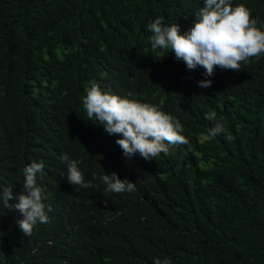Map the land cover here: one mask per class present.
<instances>
[{
	"label": "trees",
	"instance_id": "trees-1",
	"mask_svg": "<svg viewBox=\"0 0 264 264\" xmlns=\"http://www.w3.org/2000/svg\"><path fill=\"white\" fill-rule=\"evenodd\" d=\"M264 23V0H232ZM203 0H0V185L23 191L43 161L47 222L23 235L0 205V264H264V54L241 69L201 68L152 49L146 23L187 30ZM149 102L183 125L186 143L153 160L125 157L81 97L89 82ZM214 110L224 132L208 136ZM230 135L231 140L225 136ZM85 180L116 172L131 193L70 185L60 155Z\"/></svg>",
	"mask_w": 264,
	"mask_h": 264
},
{
	"label": "clouds",
	"instance_id": "clouds-1",
	"mask_svg": "<svg viewBox=\"0 0 264 264\" xmlns=\"http://www.w3.org/2000/svg\"><path fill=\"white\" fill-rule=\"evenodd\" d=\"M191 26L180 32L176 23L164 24L162 18L150 19L145 31L150 32L148 40L152 49L171 52L173 57L182 61L187 69L201 68L202 79L196 81L201 88L211 85L215 69L236 70L247 64L249 58L264 54V23L257 25L255 17L243 4H233L232 0H203V6L193 14ZM81 97L82 108L88 120L102 125L108 135L118 134L115 143L122 155L131 157L138 154L145 160H153L163 153H169L174 144L186 143L183 125L172 114L156 104L141 102L129 96L113 93L102 88L97 82L90 81ZM205 119L213 122L208 136L224 132V124L217 119L214 110L204 114ZM231 140L230 135L225 136ZM66 173L62 174L70 185L85 189L96 187L94 181L104 185V192L131 193L136 190L135 183L127 177L120 178L116 172L93 174L92 180H85L78 161L67 153L60 155ZM43 161L31 160L22 168L23 191L15 194L13 203L12 185H0V205L18 213L16 224L23 235H30L33 226L47 222L43 204L42 188L37 180L44 174ZM152 264H172L167 257L153 258Z\"/></svg>",
	"mask_w": 264,
	"mask_h": 264
}]
</instances>
